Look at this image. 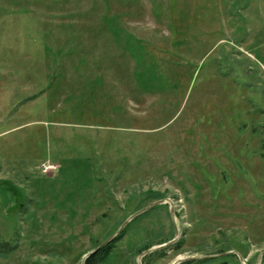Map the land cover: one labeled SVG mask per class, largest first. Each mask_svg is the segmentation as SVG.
I'll use <instances>...</instances> for the list:
<instances>
[{
	"label": "rangeland",
	"instance_id": "374dc122",
	"mask_svg": "<svg viewBox=\"0 0 264 264\" xmlns=\"http://www.w3.org/2000/svg\"><path fill=\"white\" fill-rule=\"evenodd\" d=\"M159 199L97 264H264V0H0V264Z\"/></svg>",
	"mask_w": 264,
	"mask_h": 264
},
{
	"label": "trees",
	"instance_id": "16d2710c",
	"mask_svg": "<svg viewBox=\"0 0 264 264\" xmlns=\"http://www.w3.org/2000/svg\"><path fill=\"white\" fill-rule=\"evenodd\" d=\"M134 219H136V216L134 218H132L126 224V226L118 233V235L110 243L104 245L102 248H100L99 250H97L95 253L91 254L88 258L85 259V261L83 263L84 264H97L96 262H99L100 260L108 257L109 254H110V249L113 248V246L115 245V242L118 240V238L120 239L121 236H123V233L126 231V227ZM3 246L4 247L8 246L7 251H10L12 249V246H11L10 242H8V241L7 242L5 241L3 243ZM173 247H175V243L169 244V247H167V248L173 249ZM148 248H150V247L144 248V250H142L141 252L147 250ZM158 251H160V250L151 251V252H149L148 255L155 254ZM145 256L146 255H144L143 257H145ZM224 257L225 256H222V257H219V258L218 257H211V258H201V259H184V260H182L181 262H179L177 264H231ZM226 257H228V255Z\"/></svg>",
	"mask_w": 264,
	"mask_h": 264
},
{
	"label": "water",
	"instance_id": "95a60500",
	"mask_svg": "<svg viewBox=\"0 0 264 264\" xmlns=\"http://www.w3.org/2000/svg\"><path fill=\"white\" fill-rule=\"evenodd\" d=\"M164 201L162 199H159L157 201H155L154 203H152L151 205L149 206H146V207H143L141 209H139L138 211H135V213L133 215H131L130 218L126 219L122 224H120L119 228L113 233L111 234L109 237H107L105 240H103L94 250H91L90 253L87 254V256H89L90 254H92L93 252H95V250H98L100 248H102L104 245L110 243L117 235L118 233L126 226V224L132 219L134 218L135 216L141 214L142 212H145L146 210L152 208V207H155L156 205L158 204H162ZM170 213L171 215L174 214V210H173V207L170 205ZM173 227H174V232H175V236L177 234V227L175 226V224L173 223ZM174 241V240H172ZM170 243V242H168ZM166 243L164 244H161V245H158L156 247H153V248H148L147 250L143 251L140 253V256H143L145 255L146 253H149L151 251H154V250H157V249H160L161 247L165 246ZM226 253H229V252H224V253H221L219 255H223V254H226ZM218 254L216 255H204V256H192V257H187V258H184V259H201V258H211V257H215V256H219ZM183 260V259H182ZM181 259H177L175 262H173V264H176V263H179L180 261H182Z\"/></svg>",
	"mask_w": 264,
	"mask_h": 264
}]
</instances>
